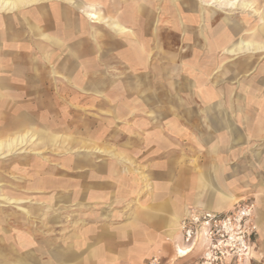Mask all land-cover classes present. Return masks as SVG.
<instances>
[{"label":"crops","instance_id":"1","mask_svg":"<svg viewBox=\"0 0 264 264\" xmlns=\"http://www.w3.org/2000/svg\"><path fill=\"white\" fill-rule=\"evenodd\" d=\"M20 1L0 11V142L25 140L0 163L68 157L37 168L10 243L0 209V264H192L180 222L243 202L259 233L239 264H264V4L251 28L192 0Z\"/></svg>","mask_w":264,"mask_h":264},{"label":"built area","instance_id":"2","mask_svg":"<svg viewBox=\"0 0 264 264\" xmlns=\"http://www.w3.org/2000/svg\"><path fill=\"white\" fill-rule=\"evenodd\" d=\"M256 205L251 202L237 204L227 213L195 212L181 222L184 246L178 250L182 257L185 249L192 257L200 249L192 264H239L250 260L259 227L253 221ZM148 264H163L152 258Z\"/></svg>","mask_w":264,"mask_h":264},{"label":"rangeland","instance_id":"3","mask_svg":"<svg viewBox=\"0 0 264 264\" xmlns=\"http://www.w3.org/2000/svg\"><path fill=\"white\" fill-rule=\"evenodd\" d=\"M154 5L157 4L158 0H150ZM197 5L200 4L201 7H205V9L210 10V12L218 15L217 20H221L223 17L229 15H236L234 17L238 19H242V14H238L239 11H244L242 6L243 2L256 3V0H240L236 5H225L227 2H234L232 0H192ZM260 4H264V0H259ZM182 10H189L187 7H184L182 4H179ZM150 7V6H148ZM252 7H255L252 5ZM151 9H156V7H150ZM168 20L174 19L178 14L175 12V7L173 8L171 5L168 7ZM226 8V9H225ZM202 9V8H201ZM204 9V8H203ZM239 9V10H238ZM236 11V12H235ZM246 13L254 14L253 8L245 10ZM183 13V12H182ZM247 16V15H246ZM247 17L249 22V27H256L259 24L258 18L256 16ZM63 95L68 97V93L63 92ZM69 101V99H68ZM28 103V102H21ZM46 103V102H39ZM51 103H58L57 100L51 101ZM39 127L40 124H38ZM45 129H49L48 125H44ZM50 130V129H49ZM30 146H24L20 151H18V155L10 154L8 155L3 163H0V189L3 188V193L7 197H17L19 199L24 200L21 204L26 210L19 209L12 204H9L7 201H3L0 198V209L4 210L5 221L2 223V227L5 230L7 242L10 243L14 239L15 229L18 225L24 226L23 223H26V220H23L26 217V213L29 211H38L33 204L31 203L32 190L31 187L33 181L36 179L38 172L37 168L43 167L44 162L49 164L58 162V160H64L68 157L67 154L60 152L54 149H38L36 152H31ZM38 153V154H34ZM59 163V162H58ZM185 257V256H184ZM195 259V258H193Z\"/></svg>","mask_w":264,"mask_h":264},{"label":"bare ground","instance_id":"4","mask_svg":"<svg viewBox=\"0 0 264 264\" xmlns=\"http://www.w3.org/2000/svg\"><path fill=\"white\" fill-rule=\"evenodd\" d=\"M137 1V0H136ZM232 1H234V2H232V3H230V2H227L226 4L224 3V6L225 5H228V6H230V5H236V3H239V1L240 0H232ZM17 2H21L20 0H0V11H3V10H9V11H14L15 9H16V7H17ZM167 3V2H166ZM184 3V2H183ZM185 3H187V2H185ZM22 4V3H21ZM190 4H192V3H190ZM172 5V4H171ZM187 5V4H186ZM197 6V5H196ZM242 6H243V8L244 9H250L252 6H251V4H249L248 2H243L242 3ZM178 9V8H177ZM226 9V8H225ZM17 10V9H16ZM239 10V9H238ZM179 11V10H178ZM236 12V11H235ZM255 12V11H254ZM256 14H257V11H256ZM255 14V15H256ZM260 14V13H259ZM91 16V15H90ZM232 16V15H231ZM230 16V17H231ZM95 17V16H94ZM162 17H164V16H162ZM91 19V18H90ZM205 19V18H204ZM9 20V19H8ZM166 20V19H165ZM157 21V20H156ZM175 21H177V20H175ZM207 21V20H206ZM228 21H230V20H228ZM232 22V21H231ZM10 23H12V22H10ZM99 23V22H98ZM160 23V22H159ZM8 24V23H7ZM227 24V23H226ZM236 25V24H235ZM4 26V25H3ZM122 26V25H121ZM229 26V25H228ZM233 30V29H232ZM231 30V31H232ZM246 30V29H245ZM260 30V29H259ZM261 31V30H260ZM229 32V31H228ZM227 32V33H228ZM254 32H255V30H254ZM258 32V31H257ZM13 33V32H12ZM113 33V32H112ZM226 33V32H225ZM231 33H233V32H231ZM230 33V34H231ZM248 33V32H247ZM258 33H260V32H258ZM7 34V33H6ZM224 34V33H223ZM225 36V35H224ZM231 37V36H230ZM253 38V37H252ZM229 41V40H228ZM228 41H226V42H228ZM240 41V40H239ZM243 41V40H242ZM240 43V42H239ZM242 45V44H241ZM262 47H257L255 44H252V43H248V44H246L245 45V52L246 53H250V52H254V51H256V49L258 50V49H261ZM220 51V50H219ZM230 52V51H229ZM233 52V51H232ZM231 52V53H232ZM225 54V53H224ZM229 54V53H228ZM233 54V53H232ZM231 55V54H230ZM236 55V54H235ZM246 55V54H245ZM2 61V60H1ZM9 61V60H8ZM2 63V62H1ZM7 63H9V62H7ZM3 64V63H2ZM11 66V65H10ZM20 68H22V67H20ZM10 71V70H9ZM12 73V72H11ZM17 73V72H16ZM5 74H7V73H5ZM10 75V74H9ZM13 75V74H12ZM14 76V75H13ZM16 76H17V74H16ZM58 76V75H57ZM1 78V77H0ZM4 78V77H3ZM22 78H23V76H22ZM10 80V79H9ZM61 81V80H60ZM56 84V83H55ZM10 85V84H9ZM9 85H7V86H9ZM11 85H13V84H11ZM5 86V85H4ZM3 86V87H4ZM1 88V87H0ZM4 91V90H3ZM36 91V90H35ZM52 91V90H51ZM17 92V91H16ZM19 93V92H18ZM60 97V96H59ZM58 98V97H57ZM8 100V99H7ZM64 100V99H63ZM2 101V100H1ZM67 102H68V100H67ZM8 103V102H7ZM26 104H28V103H26ZM33 104V103H32ZM33 107V106H32ZM21 108V107H20ZM19 108V109H20ZM26 109V108H25ZM31 109V108H30ZM22 110V109H21ZM17 111V110H16ZM2 112V111H1ZM17 113V112H16ZM86 116V115H85ZM58 119V118H57ZM35 120V119H34ZM27 121V120H26ZM36 121V120H35ZM4 123V122H3ZM34 124V123H33ZM1 125H2V123H1ZM29 126V125H28ZM31 130V129H30ZM37 132V131H36ZM40 133V132H39ZM12 136V135H11ZM44 137V136H43ZM46 138V137H45ZM56 138V137H55ZM40 139V138H39ZM18 140H20V139H17V140H13L12 142H7V143H4V142H0V158H3V155H4V150L7 148V149H9V150H11L13 147H16V145H17V141ZM24 140L25 139H23L22 138V140H20V143L22 144L23 142H24ZM57 141V140H56ZM50 142V141H49ZM121 165V164H120ZM147 176V175H146ZM18 200H20V199H18ZM18 206V205H17ZM24 210V209H23ZM181 223V222H180ZM188 255V252H187V250H183L182 251V257H184V256H187Z\"/></svg>","mask_w":264,"mask_h":264}]
</instances>
